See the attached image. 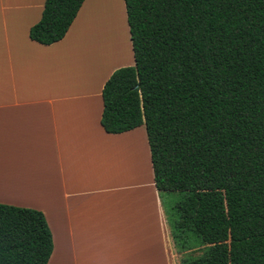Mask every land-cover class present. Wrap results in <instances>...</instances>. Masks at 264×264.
<instances>
[{"label": "trees", "instance_id": "1", "mask_svg": "<svg viewBox=\"0 0 264 264\" xmlns=\"http://www.w3.org/2000/svg\"><path fill=\"white\" fill-rule=\"evenodd\" d=\"M123 1L134 65L103 86V130L144 126L174 246L205 248L182 264H264V0ZM84 2L44 0L30 40H62ZM52 248L41 212L0 204V264Z\"/></svg>", "mask_w": 264, "mask_h": 264}, {"label": "crops", "instance_id": "2", "mask_svg": "<svg viewBox=\"0 0 264 264\" xmlns=\"http://www.w3.org/2000/svg\"><path fill=\"white\" fill-rule=\"evenodd\" d=\"M91 1L44 46V0H0V204L43 214L47 264H175L144 126L100 124L105 82L134 59L120 0Z\"/></svg>", "mask_w": 264, "mask_h": 264}, {"label": "rangeland", "instance_id": "3", "mask_svg": "<svg viewBox=\"0 0 264 264\" xmlns=\"http://www.w3.org/2000/svg\"><path fill=\"white\" fill-rule=\"evenodd\" d=\"M98 0H93L90 3H94L93 7L94 10H97L98 8H101L102 6H104V4H101L102 1L99 0V3L97 2ZM120 12H121V27L123 30V35L126 36V12H125V5H124V1L120 0ZM101 10V9H100ZM127 33H129V31H127ZM145 129V128H144ZM177 194L173 193L170 194L169 196L165 197V201L167 204H173L176 200ZM171 239V237H170ZM172 242V254L175 255V260L174 263L175 264H181L183 259H189V258H195V257H199L203 254V251L205 250V248H201V249H196V250H192L189 252H184V253H179L177 248L174 246L173 241Z\"/></svg>", "mask_w": 264, "mask_h": 264}, {"label": "bare ground", "instance_id": "4", "mask_svg": "<svg viewBox=\"0 0 264 264\" xmlns=\"http://www.w3.org/2000/svg\"><path fill=\"white\" fill-rule=\"evenodd\" d=\"M109 3H110V2H109ZM112 5H113V3H112ZM112 5H111V7H113Z\"/></svg>", "mask_w": 264, "mask_h": 264}]
</instances>
